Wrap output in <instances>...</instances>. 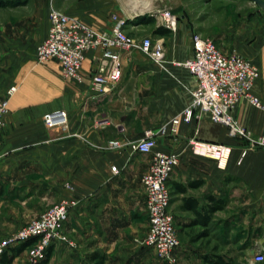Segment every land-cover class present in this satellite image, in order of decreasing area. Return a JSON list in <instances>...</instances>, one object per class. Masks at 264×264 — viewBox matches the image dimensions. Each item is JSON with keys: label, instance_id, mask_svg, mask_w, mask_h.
<instances>
[{"label": "crops", "instance_id": "0c3cea01", "mask_svg": "<svg viewBox=\"0 0 264 264\" xmlns=\"http://www.w3.org/2000/svg\"><path fill=\"white\" fill-rule=\"evenodd\" d=\"M20 1L0 8V101L10 87L16 88L0 137V221L19 227L60 201H73L62 229L67 243L52 245L56 258L67 254L72 262L79 253L96 252L106 256L105 264H138L149 249L141 245L148 227L141 178L151 155L136 153L129 144L189 106L195 81L171 61L192 58L191 39L199 24L189 28L180 22L176 33L160 35L164 64L137 49L122 52L121 81L94 98L90 79L98 53H85L78 82L62 78L55 60L38 63L36 47L48 34L49 12L58 2L61 12L106 33L110 14L123 12L122 0ZM138 4L131 10L137 23L144 24L145 13L154 18L148 5ZM201 30L223 54H238L257 66L253 94L264 102V13L258 7L248 17L225 13L224 19L211 20L209 30L205 25ZM56 111L66 113V131L44 126L43 117ZM232 117L250 138L264 137L263 111L242 101ZM190 139L229 146L225 169L193 155ZM111 140L126 145L104 149ZM155 149L179 158L167 185L168 212L182 245L183 238L205 236L206 230L240 215L247 227L258 221L264 244V149L229 137L226 127L207 116L180 124L174 137H158ZM18 248L1 257L0 264L25 254H16ZM181 250L188 251L184 245Z\"/></svg>", "mask_w": 264, "mask_h": 264}, {"label": "built area", "instance_id": "2783aa9c", "mask_svg": "<svg viewBox=\"0 0 264 264\" xmlns=\"http://www.w3.org/2000/svg\"><path fill=\"white\" fill-rule=\"evenodd\" d=\"M151 15L169 33L177 32L178 18L169 9H157ZM125 22L126 19L118 13H112L109 16L108 32L97 33L85 23L51 8L48 34L36 47V60L38 63L55 60L59 64L62 78L80 82L85 53H98V64L90 79L92 96L95 98L121 81L122 52L138 49L155 63H166L163 41L144 38L136 45L135 40L125 33ZM191 41L192 58L183 63L171 61V64L187 69L195 81L189 106L169 123L157 129L145 130L139 141L129 144L134 152L151 155V163L141 178L148 223L141 245L151 249L157 259L169 263L174 261L173 253L179 246V241L173 217L168 212L170 193L167 182L178 166L179 158L175 154L156 150V139L174 137L180 124L207 116L211 122L226 127L229 137L246 139L250 147L264 149V137L250 138L232 117L233 109L242 101L264 112V102L253 94L254 85L259 78L257 66L238 54H223L213 40L199 34H194ZM15 91V87H10L5 98L0 101V137L4 129V117L8 113V99ZM42 122L47 129L66 131L68 127L64 111L49 113L43 117ZM125 145L111 140L105 143L104 149L120 150ZM189 147L193 155L212 160L220 170L225 169L231 154V148L221 143L190 139ZM111 171L117 174L116 167H111ZM74 206L73 201H60L27 222L0 243V257L8 250L32 240L27 256L32 263H41L47 249L56 241H67L62 229ZM253 260L256 263L264 260V245H260L255 251Z\"/></svg>", "mask_w": 264, "mask_h": 264}, {"label": "rangeland", "instance_id": "374dc122", "mask_svg": "<svg viewBox=\"0 0 264 264\" xmlns=\"http://www.w3.org/2000/svg\"><path fill=\"white\" fill-rule=\"evenodd\" d=\"M122 2L123 12L120 16L126 19L124 30L130 38L135 40L136 45L144 38H150L152 41L161 40L160 35L156 34V29L162 28L157 25L158 23L155 18H152L151 22L149 21L141 25L135 21L137 18H132V7L138 6V2L148 5L150 11L169 9L172 14L177 16L179 23L185 22L189 28H194L198 23L199 29L195 30L194 34H199L204 38L207 37L202 35L201 29H204L205 25L209 30L212 19L215 21L220 18L224 19L225 13L229 12H234L236 16L248 17L250 11L257 9V6L249 0H122ZM58 4L57 8L59 9L60 7ZM59 11H61V9ZM142 15V18L151 19L149 13ZM241 216L242 215L236 216L233 223H225L223 221L217 229L213 226L211 229L206 230L207 235L205 234V236L200 238L197 237L194 239L191 236L189 238H183L186 244L183 245L188 249L187 252H182L183 250L181 249L183 245L181 243V238L178 237L179 246L173 253V262H163L157 259L151 249H147V256L145 255L140 259L138 264H210L209 261L215 260L216 257L231 259L234 264H264V260L259 263L253 260L255 251L260 248V245H264L263 238H261L263 229L257 228L258 221L252 222L251 226L247 227V224L242 222ZM26 223H20L18 226L22 227ZM19 227H16L14 223L7 224L0 221V243L11 237ZM194 231L195 230H191L189 234ZM198 231L199 229L196 230V232ZM65 243L67 242L65 241ZM28 249L29 248L23 249L21 252H25V254L23 253L19 256L18 260H15L14 263L12 261L10 264H34L27 256ZM9 251H11V249L8 250L5 255ZM66 255L67 254H65V257H62L61 254L58 259L52 250L51 257L47 264H92L88 260L90 254L79 253L75 256L77 258L72 256L70 258L73 260L72 262L68 260Z\"/></svg>", "mask_w": 264, "mask_h": 264}, {"label": "trees", "instance_id": "16d2710c", "mask_svg": "<svg viewBox=\"0 0 264 264\" xmlns=\"http://www.w3.org/2000/svg\"><path fill=\"white\" fill-rule=\"evenodd\" d=\"M20 3H21L20 0H0V8L17 6ZM146 19L147 20H142L143 23H147L149 21L150 22L152 21V18L151 19L146 18ZM167 33H169V32L167 30L163 29V28H157L156 29V34L157 35H165ZM32 244H33L32 240L24 243L18 249H16V254L21 252L23 249L29 248ZM51 248H52V246L47 249V251L45 253V257H44L43 261L41 262V264H47L48 263V261H49V259L51 257V254H52V250H53ZM3 256H5V254ZM14 256L15 255H13L10 258V260L5 261L4 264H10L12 259L14 258ZM88 260L92 264H105L106 256L95 252V253H91L88 256ZM209 263L210 264H234L231 259H224L223 257H216L215 260H213V261L211 260V261H209Z\"/></svg>", "mask_w": 264, "mask_h": 264}, {"label": "water", "instance_id": "95a60500", "mask_svg": "<svg viewBox=\"0 0 264 264\" xmlns=\"http://www.w3.org/2000/svg\"><path fill=\"white\" fill-rule=\"evenodd\" d=\"M255 4L262 12H264V0H249Z\"/></svg>", "mask_w": 264, "mask_h": 264}, {"label": "bare ground", "instance_id": "6f19581e", "mask_svg": "<svg viewBox=\"0 0 264 264\" xmlns=\"http://www.w3.org/2000/svg\"><path fill=\"white\" fill-rule=\"evenodd\" d=\"M147 6V5H146ZM137 6H134V7H132L133 9H135Z\"/></svg>", "mask_w": 264, "mask_h": 264}]
</instances>
